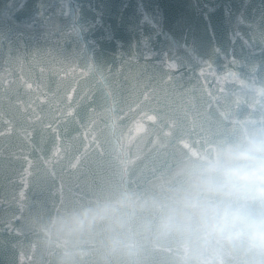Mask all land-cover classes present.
Here are the masks:
<instances>
[{"label":"water","instance_id":"water-1","mask_svg":"<svg viewBox=\"0 0 264 264\" xmlns=\"http://www.w3.org/2000/svg\"><path fill=\"white\" fill-rule=\"evenodd\" d=\"M252 130L264 0H0V264H60L54 218L166 198ZM81 239L74 264H123L103 226ZM135 264H172L171 246L141 238Z\"/></svg>","mask_w":264,"mask_h":264},{"label":"clouds","instance_id":"clouds-1","mask_svg":"<svg viewBox=\"0 0 264 264\" xmlns=\"http://www.w3.org/2000/svg\"><path fill=\"white\" fill-rule=\"evenodd\" d=\"M150 214L133 226L130 209ZM104 229L108 256L135 264L141 238L171 246L172 264H264V131L221 141L191 163L184 185L166 198L138 200L122 194L111 203L85 207L53 220L62 242L60 264L83 257L82 237Z\"/></svg>","mask_w":264,"mask_h":264}]
</instances>
